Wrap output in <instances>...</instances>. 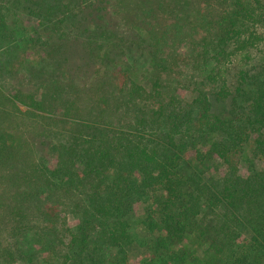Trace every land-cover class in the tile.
Listing matches in <instances>:
<instances>
[{
  "label": "trees",
  "instance_id": "16d2710c",
  "mask_svg": "<svg viewBox=\"0 0 264 264\" xmlns=\"http://www.w3.org/2000/svg\"><path fill=\"white\" fill-rule=\"evenodd\" d=\"M133 3L120 0L117 25L107 13L99 16L104 0H0V72L20 61L18 73L39 91L50 75L68 77L60 85L52 78L44 90L56 106L46 95L15 96L41 134L0 133V162L12 179L28 181L0 210L2 231L10 236L2 262L15 264L25 252L20 241L28 239L32 210L45 216L47 200H54L51 205L67 207L76 221L61 264H124L136 223L160 233L153 243L158 257L145 264H264V0H233L221 17V33L204 37L195 66L198 83L191 81L198 96L183 107L175 98V70L165 65L161 74L168 92L156 78L169 58L161 55L158 36L145 38L134 24ZM19 12H29L48 36L20 35L11 23ZM131 24L134 34L128 36L124 27ZM28 43L45 59L21 55ZM127 53L134 59L137 53L145 66L128 63ZM97 62L95 82H76L78 65ZM252 62L255 76L254 68L242 70L232 83V65ZM101 69L120 77L114 85L122 95L110 92L113 83H103ZM87 87L106 90L91 107L79 108L75 96ZM117 110L126 121L114 123ZM29 148L37 153L33 160ZM51 229L45 224L43 234L53 246L64 235L53 239Z\"/></svg>",
  "mask_w": 264,
  "mask_h": 264
},
{
  "label": "rangeland",
  "instance_id": "374dc122",
  "mask_svg": "<svg viewBox=\"0 0 264 264\" xmlns=\"http://www.w3.org/2000/svg\"><path fill=\"white\" fill-rule=\"evenodd\" d=\"M131 1L134 2L133 4H135L136 8L135 13L131 14V17H134L132 19L134 24L143 28V36H145V38L150 40V38L158 36L160 53L164 57L168 55L169 58L166 60V63H163L161 73L158 74L156 78H161L163 90L168 92L165 88L166 77L164 74H161L166 72L165 65H168V69L175 70L174 74L180 80L177 92L175 93V98L181 102L182 107L191 104L198 96L196 84H192L191 81L198 83L196 79L198 73L195 66L196 61L199 58L200 49L203 48L202 44L204 37L221 33V17L225 10H228L229 8L231 9L234 6L233 0H184L186 3L184 5L178 4L182 0H171L176 3L174 7L168 5V0L166 2L164 0ZM157 2H159V4L154 7ZM102 8L103 10L100 12L99 16L107 13V19L112 23L119 25L118 12L120 8V0H104V6H102ZM150 8L156 9L157 13L154 14ZM28 13L19 12L17 15H14L11 20V23L16 22L18 27L17 32L22 36L24 35L26 39L30 36L31 38L32 36L37 38L38 35L41 37L48 36L45 30H37L35 19ZM124 28H126V32L124 33L128 36L134 34L132 31V24L125 25ZM42 41H44V39H42ZM21 55L26 56V58H29L30 60H38L39 55L42 59H45V55L40 52L38 48L32 49V46H30L29 43L21 50ZM134 55L137 56V59L131 58L129 53L123 55V57H125V59L127 58L128 63L135 65V68L137 69L145 66V59H138L137 53H134ZM124 62L120 64L126 65V61ZM257 62H252L248 67H242L241 64L237 63L232 65L229 71L232 83L235 82L236 76L242 70H253L254 68V71H251V75L255 76V66H257ZM19 64L20 61L15 63L12 71L0 72V133L14 131L20 134V131H23L26 133L25 136H27V130H29V132L32 133V136L37 133L41 134V128L33 125L36 120L32 118V122H30V120L27 119L29 117L24 116L26 108L20 107L14 102V100L15 96L19 93L25 94L26 96L31 95L36 98L37 96L46 95L47 99L56 106L57 102L54 101L52 94L44 92L47 83L51 82L50 80L55 76L49 79L50 75L47 80L42 81L40 83L42 89L39 91L34 82L32 83L28 78L18 73ZM78 66L82 67L79 69V72L72 73V75L75 74L76 82L86 84L90 81L95 82L94 78L97 75H94V67H100V62H97L96 64L92 63L90 66L85 65L84 63ZM103 72H105L104 69H101L99 74L102 75ZM144 77L146 76H143L141 83H143L144 87L149 90L150 87L147 83V79H144ZM67 78L68 77H66L63 72L62 75L59 73V75L55 77V80H57L60 85ZM101 80L103 83H113V87L110 89L111 93H114L116 96L122 95L123 92L120 91L119 86L114 85L121 82L118 75L113 79L104 74L102 75ZM105 90L106 89L90 91L88 87L85 88L84 91L81 93L79 92L80 95L75 96L78 101L76 106L79 108L81 106L82 108H85L86 106L91 107L95 101L93 98L102 95ZM204 90H209L207 85L204 87ZM73 93L76 94V90H73ZM226 106H228V104H226ZM224 109V105L220 103L216 105V110L218 112H221ZM111 115H113V121L115 124L122 123L128 118V116L122 114L120 110L115 111V113L113 112ZM36 141H38V139H36ZM251 150L253 152V145H251ZM26 152L28 158H31V160H33L37 154L34 149L30 148L27 149ZM255 166L257 167V170L260 169V161L258 159L255 160ZM240 167L242 172L245 173L248 171V166L245 163H241ZM7 169H9V166L0 162V210L3 211L11 202L15 201V197L19 195L21 190H24V186H27L28 184V181L17 182L12 179L11 176L7 174ZM46 203L49 204L46 205V217L42 215V212L34 210H32V213L29 215L28 239H21L20 241L25 252L18 255L20 257H18L15 264H61L64 260L63 257L68 250L66 245V242H68V231L69 228L74 226L76 221L68 214L67 207L51 205L55 203L54 200H47ZM2 215L3 212L1 213L0 211V217ZM0 221L2 220L0 219ZM45 224H50L54 227V229H51L50 231L52 238L58 232H60L59 235L62 233L64 235L63 238L59 237V239H61L59 242H55L54 240L55 243L52 244L53 246H50L48 238L45 237L47 233L43 234ZM2 229L0 223V264H6L2 262L4 261V254L2 253L1 248L7 245L10 236L7 233L4 235ZM131 231L133 243L127 249L128 258L124 264H145L146 261L158 257V255L154 253L153 243L160 237L159 231L148 232L142 227V225L137 223L132 226ZM49 251L53 252L52 257L50 255V257L48 256ZM22 255H24V257H22Z\"/></svg>",
  "mask_w": 264,
  "mask_h": 264
}]
</instances>
